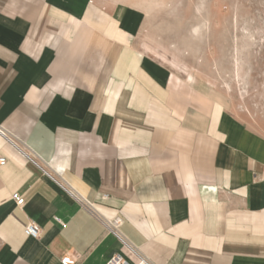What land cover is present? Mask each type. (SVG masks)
<instances>
[{"label":"crops","instance_id":"0c3cea01","mask_svg":"<svg viewBox=\"0 0 264 264\" xmlns=\"http://www.w3.org/2000/svg\"><path fill=\"white\" fill-rule=\"evenodd\" d=\"M113 6L0 0V130L143 262L0 135V264H264V135L157 68Z\"/></svg>","mask_w":264,"mask_h":264},{"label":"rangeland","instance_id":"374dc122","mask_svg":"<svg viewBox=\"0 0 264 264\" xmlns=\"http://www.w3.org/2000/svg\"><path fill=\"white\" fill-rule=\"evenodd\" d=\"M133 30L157 68L195 79L264 135V0H98Z\"/></svg>","mask_w":264,"mask_h":264},{"label":"built area","instance_id":"2783aa9c","mask_svg":"<svg viewBox=\"0 0 264 264\" xmlns=\"http://www.w3.org/2000/svg\"><path fill=\"white\" fill-rule=\"evenodd\" d=\"M0 135H2L15 149H17L34 167L42 172L43 175L48 177L53 181L60 189H62L70 198H72L76 203H78L89 215L94 219L100 222L106 231L112 234L116 240L122 245V247L132 256L139 259L141 262L143 260L138 255L134 247H132L122 236L120 228L122 226V219L118 216H115L111 219L103 217L95 207L85 200L81 195H79L72 187H70L60 176L54 171L48 163L44 162L35 152L31 151L27 147H19L14 141L10 138H7L6 135L0 130ZM5 164V159L0 158V165ZM11 199L14 201L15 205L19 208H22L25 204V201L21 195L18 193H13ZM24 233L26 236L36 239L40 235V228L33 221H29L24 227ZM76 261L70 256H65L61 258L60 264H75ZM107 264H126L125 261H117L111 259Z\"/></svg>","mask_w":264,"mask_h":264}]
</instances>
